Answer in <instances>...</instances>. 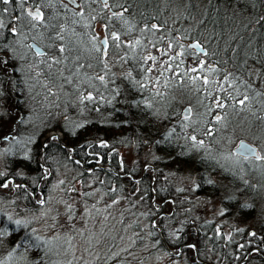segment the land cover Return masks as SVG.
Returning <instances> with one entry per match:
<instances>
[{
    "label": "trees",
    "instance_id": "obj_1",
    "mask_svg": "<svg viewBox=\"0 0 264 264\" xmlns=\"http://www.w3.org/2000/svg\"><path fill=\"white\" fill-rule=\"evenodd\" d=\"M119 2L128 8L124 14L128 25L114 19L109 31L119 30L123 39L141 38L147 51L151 47L149 41L161 48L171 41L177 45L172 53L178 50V45H183L185 54L181 57V71L190 68V62L194 65L204 60L206 73L208 69H216L208 71L210 81L212 76L222 79L223 70L231 72L239 77L240 92L246 91L249 96L247 106L234 107L233 102L228 101L223 110L209 114L205 106L211 105L215 96L198 92L196 87H203L199 81L194 87L184 77L185 82L180 84L179 78L171 73L166 74L171 77L167 88L163 87L164 77L160 78L162 95L157 96L151 88L139 89L123 78L125 71L135 64L131 55L128 63L120 61L112 66L120 95L113 99L104 86L93 81L105 99L99 103L82 104L79 92L86 89L93 91L94 95L97 93L87 84L80 83L77 77H73L72 84L64 83L63 78L74 68L76 53L69 56L66 51L63 55L67 59L49 67L46 63H38L42 58L36 57L34 49L29 50L25 45L35 42L48 53V57L60 55L56 49L60 44L66 49L75 47L80 62L93 64L87 72L94 76L97 65L95 54L89 50V39L95 26L88 29L89 34L83 30L70 37L63 32V41L50 39L55 37L57 28L53 27L45 8L42 11L50 26L31 29L26 16V9L33 7L31 0L24 9L19 7L18 0L13 5H0V8L9 9L2 16L5 24L11 19L13 24L9 27L16 25L23 32L22 36L13 37L4 29L3 39H0V43H13L17 50L15 55L8 52L10 62L5 67L9 71L0 69V92H3L0 96V152L9 150L0 156V172L15 184L29 186L27 195L11 184L9 188H0V198L5 201L12 196L8 194H15L23 203L15 218L34 216L40 213V209L54 208L57 201L54 189L60 176H68L63 183V186L66 184L64 193L68 192L71 183L80 179L83 185L78 203H92L93 206H89L91 215L87 218L96 217L91 219L94 224L91 231L101 223L99 217L112 218L114 207L112 209L111 205L119 209L117 218H114L120 223L119 229L110 231L115 237L104 235L106 244L102 246L107 252L103 264H194L196 253L185 247L191 243H196L201 252L195 264H264V161L243 159L232 150L234 144L247 140L264 152V84L258 82L259 77L264 76V26L255 23L258 16L264 14V0ZM93 5L97 4H91V9ZM17 16L19 20L15 19ZM146 24H160L162 31L141 35ZM128 27H131L130 33L126 32ZM161 36L163 40L159 39ZM197 41L207 50L208 56L189 47ZM123 51L115 50L120 54ZM5 54L0 51V57ZM20 54H26L27 59L20 58ZM109 57L118 60L111 47ZM167 59L165 56L161 60ZM159 67L158 61L156 68ZM133 75L137 76V73L133 72ZM157 75L156 71L150 74L152 78ZM248 84L251 88L246 87ZM197 92L200 97L194 99ZM182 100L184 105L192 108L190 120L184 119L182 105H179ZM145 109L150 113L147 114ZM217 112L224 116L219 124L214 121ZM21 117L24 118L22 122ZM157 120L163 122L161 126ZM206 128H212L213 135H206ZM54 131H61L63 138L49 144ZM191 135H195L198 141L203 140V147L194 144ZM5 136L9 140H4ZM12 136H17L20 141L32 139L33 142L27 145L30 150L27 159L25 149L12 142ZM130 140L139 161L124 164L120 154ZM45 143L47 147H43ZM106 143V147L100 146ZM230 157H237L239 161L230 163L231 166L226 160ZM41 165L48 170L46 179L40 178ZM186 167L190 172L188 182L192 179L196 183L194 186L180 181ZM26 172L35 174L29 176ZM72 175L77 177L76 180ZM112 186L116 187L115 191H111ZM114 196L118 202L108 205ZM66 197L71 201L69 194ZM44 198L47 203L39 205L37 201ZM209 199H213L211 210L207 203ZM69 206L71 211L78 210L75 203L65 204L67 214ZM0 213L4 214L0 220L5 219L6 211ZM26 220L30 221L28 227L15 232L11 231L15 226L9 224L10 234L0 241V261L8 264L11 253L13 260L21 259L28 264H53L58 258L41 240L35 227L36 218ZM216 229L223 235L217 236ZM132 232L136 234L126 237ZM252 232L257 235L251 236ZM26 233L40 237V246L36 247L33 240L31 245L16 248ZM229 234L231 240L227 239ZM109 253L114 255L111 262L108 261Z\"/></svg>",
    "mask_w": 264,
    "mask_h": 264
},
{
    "label": "snow or ice",
    "instance_id": "obj_2",
    "mask_svg": "<svg viewBox=\"0 0 264 264\" xmlns=\"http://www.w3.org/2000/svg\"><path fill=\"white\" fill-rule=\"evenodd\" d=\"M16 2V0H0V5H13ZM19 7L21 9L25 8V4L28 3V0H18ZM54 3H59L61 7L63 8L66 16L71 18V22L73 24L81 23L82 21L96 20V15H92L91 12L94 11L90 8L91 4H97L102 6L101 11H108L111 13V17L115 20L123 23L124 25H128V21L125 18V13L128 11V8L123 4L120 3L119 0H111V3L109 0H31V4L33 7H29L26 9V16L28 19V24L30 25L31 29H36L37 27L43 26V27H49L48 20L45 17L44 12L42 11L43 8H48L50 6H53ZM119 7V11H116V9ZM8 7L0 8V39H3L4 33L2 30L7 29L8 33L13 37H20L23 35L22 30H18L16 25H13L9 27V25H12L13 22L10 19L8 24H5L4 19L2 18L4 13L8 12ZM87 12V15H86ZM16 20H19L20 17H15ZM256 24H261L264 26V14H261L258 16V18L255 21ZM111 24L110 21H106L103 23L102 28L104 32L103 39L100 38L99 34L95 33L93 30L92 35L89 39L90 44V51L94 53V58L96 60L97 70L95 72V75H88L87 70L93 68L92 63H82L81 57L79 55L78 50L75 47L68 48L63 44H60L59 46H56L57 53H59V56H53L48 57V53L41 50L40 48H36L35 45H25L26 48L29 50L35 49V56L42 58L38 63H46L49 67L52 65H58L63 62L64 59H67L63 54L67 51L69 56H71L73 53H76L73 57V64L74 68L70 69V75L65 76L64 83L65 84H72L73 83V77L80 78V83L87 84L89 87H92L94 91L97 93L96 95L93 94V91H81L79 92V100L83 104L85 102H95L99 103L103 101L105 98L103 95L99 94V89L95 88V85L93 84V81H98L104 88L111 94L112 98L115 99V97L120 95V87L119 85H116V74L112 72V66H114L115 63H118L120 61H123L124 63L129 62V56L131 55L134 58L135 64L133 67L129 68L125 71L123 78L127 79L130 84L137 85L139 89H154L155 94L157 96L162 95V93L159 91V88L161 87V77H164L163 81V87H168V81L171 79L170 76H167V73H171L172 76L178 77V83L183 84L184 77L188 78V81L196 87V82L199 81L200 85L203 87H196V90L198 92H201V94H205L207 96H215V99L212 101L211 105H206V110L210 114L213 111L216 110H223L225 107L228 106V101H232V106H238V107H246L249 101V96L247 95V92H240V87L242 86L241 83H237L239 80L238 76L233 75L231 72L227 70L224 71V75L222 79L219 80H209V77L207 75L201 76L200 73H203L206 71L205 64L206 61L199 60L195 66H192L188 68L186 71H181V65L183 64V60L181 57L184 56V46L178 45V50L175 53H172V49L174 47H177V45H174L171 41H169L164 48H160L157 46V43L149 41L152 48L156 49V52L159 54V56H167V60H160L159 64L160 67L156 68L157 62H158V56L153 55L150 51H147V46L142 43L141 38H131L123 39L122 33L119 30L115 31H109ZM57 28L55 37H50V39L60 40L63 41L64 36L63 28H59L58 26H53ZM85 27H91V24H85ZM162 26L160 24H146L141 29V35L144 33H156L161 32ZM126 32H131V27L126 28ZM73 34L74 30H73ZM160 40H163L164 37L161 36L159 38ZM111 41V44H110ZM55 46V45H53ZM112 48L114 50V55L118 56V60L111 59L109 57V48ZM189 47L195 48L199 50L200 55L202 56H208V52L204 49L203 45L200 42H195L194 44L190 45ZM116 49H124L123 53H116ZM137 49H140V52H137ZM0 51H5V56L0 57V69H3L5 72H8L9 69L5 66L9 64L10 57L8 56V52H11L13 55L16 54V48L13 43H0ZM145 51H147V54H143ZM47 59H44L46 58ZM20 58L27 59L26 54H20ZM151 62V63H149ZM175 62V67H173V64ZM156 71L158 72V75L154 78L150 76V74ZM208 71H216V69H208ZM133 72L137 73V76L133 75ZM191 73H197V75L193 76ZM142 74V75H141ZM139 77V78H138ZM9 79H11L9 77ZM113 85V87H109V85ZM227 85V87H225ZM63 86V85H61ZM247 88H251V84H248L246 86ZM3 95V92H0V96ZM111 103V100L108 101ZM203 103V101H201ZM148 107H151V104L148 105ZM98 110V109H97ZM23 117H21V122L23 121ZM185 120L191 119V108L186 109V114L184 116ZM224 119V116L220 114V112H217V114L214 116V121L216 124H219ZM206 135H213L212 128H206L205 129ZM4 140H9L8 136H5L3 138ZM59 137L53 136L51 137V140L48 141L50 144L52 141L58 140ZM191 141L194 144H198L199 146L203 147L204 141L203 140H197V137L195 135L190 136ZM12 142L16 143L17 145H20L25 149L24 156L27 159L28 158V150L27 145L31 144L33 141L31 138L20 141L17 139V136L11 137ZM101 147H106V144H101ZM43 147H47V144ZM8 149H5L4 152H0V156H3L4 154L8 153ZM235 155H238L239 157L243 159H255L264 161V155H262L260 152L256 150L255 147L251 146L248 143H245L243 140L240 141L239 146L236 150ZM48 176V170L43 168V165H41V179H46ZM61 184L64 183L63 180L60 181ZM13 185L16 189H22L23 194L27 195L28 193V185H22V184H15L12 179H6L5 173L0 172V188H9V185ZM84 195H90L88 193H85ZM118 201H113V203H116ZM37 203L41 206L47 203V198L40 199L37 201ZM69 211H71V206H69ZM221 215H224L223 212L220 213ZM3 213H0V216H3ZM30 221L23 220V219H13L12 216L7 215L5 219L0 220V241L3 240L4 237L8 236L10 234L9 230V224L14 225L11 229L12 232H15L17 229L20 228H27ZM153 228L156 227L155 224L152 225ZM35 231L34 229L32 230ZM179 231V229L177 230ZM215 234L217 236L223 235L219 229L215 230ZM173 236L176 237V239H180L179 236H176V233H172ZM251 236L255 237L257 234L255 232H252L250 234ZM22 243L17 244L16 248L23 247L25 244L31 245V242L35 240L36 247L40 246V237L33 236L31 233H26L24 237L21 238ZM227 239L231 240V235H227ZM47 243V242H45ZM185 247L190 248L196 253V256L194 257V264L195 260L201 255L200 249L198 248L196 243L186 244ZM239 247L243 248V245H240ZM15 251V249H14ZM257 251H260L257 249ZM250 255V253H249ZM9 258H11V253L9 254ZM239 257H237L238 259ZM0 264H6L5 261H0Z\"/></svg>",
    "mask_w": 264,
    "mask_h": 264
},
{
    "label": "rangeland",
    "instance_id": "obj_3",
    "mask_svg": "<svg viewBox=\"0 0 264 264\" xmlns=\"http://www.w3.org/2000/svg\"><path fill=\"white\" fill-rule=\"evenodd\" d=\"M95 9L97 11L94 12L93 15H98L102 17V19L104 20L103 23H105L106 21H110L111 26L114 25V19L111 17V15H109L105 11L102 12L101 8H99L97 5H95ZM97 29H98L100 38L103 39L104 32H103L102 27L99 25ZM148 50H150V52L153 55L158 56V61H160L161 59H164L165 57V56H159L155 48L149 47ZM196 64L197 62L194 65H192V62H190L189 66L190 67L195 66ZM207 73L205 71V74L209 75ZM200 75L202 76V73H200ZM212 78L213 80H217L216 77L212 76ZM259 81H260L259 84L263 85L264 76L259 77L258 82ZM198 97H200V95L197 92L194 99H197ZM179 105L180 106L182 105V109H181L182 114L183 116H185L186 108L187 107L191 108V106L184 105L183 100L181 101V104ZM191 117H192V108H191ZM157 123H159V126H161V123L163 122L161 120H157ZM54 132L55 133L59 132L60 136H62L61 138H59V140L63 138V133L61 131H54ZM249 143L254 145V143L252 142H249ZM237 145H238V142L233 145L232 150L235 147H237ZM258 150L262 155L264 154V152L261 149L258 148ZM120 157L123 160L124 164H132L134 162L139 161V157L137 156L136 151L133 149V143L131 142V140L128 146L122 147ZM226 160L229 162L227 163L229 165L234 164L239 161L237 157L226 158ZM0 168L2 169V167ZM26 174L29 176H33L35 173L26 172ZM129 175L133 177L131 174H128V176ZM76 178L77 177H74L72 175V179L76 180ZM189 178H190L189 167H186L185 170L183 171V176L180 177V181L188 182ZM66 179H68V176L67 178L60 176L59 180L56 183V188L54 190H55V197L57 201H56L54 208L51 210H49V207H48L45 209H40V213L37 215H34V216L29 215L23 218H15L16 212H18L17 209L22 208L23 203H21V201L19 200V198L15 196V194H8L12 196H9L7 200L4 201L2 198H0V211H3V212L6 211V215L12 216L13 219L26 220V219L36 218V222H35L36 225L35 224L34 225L38 230V234L41 236V240L43 242H47L46 244L49 245V249H48L49 252L50 251L53 252L58 258L57 261L53 260L54 261L53 264H103L104 263L103 261L105 258V252H107L106 248L102 246V244H106L104 235L105 233L107 235L112 234L110 231L118 230L119 225H120L119 222L114 220V218H117L119 214L118 213L119 209L117 206L111 205V203H113L114 200L116 201V196H114L113 200L108 201L109 204L107 203L108 205H111L112 209L114 207V209L112 210L113 211L112 218L110 220H107L106 216L99 217V221L101 223L98 224V228L91 231L90 227L94 225L92 224L91 219L96 218V217L93 215L90 216L89 219L87 217L91 215L90 207H92L93 204L89 203V205L87 204L88 205L87 206V205H84L85 203L83 204H80V202L78 203V199L81 197L80 195L82 194V185H83L80 179L76 180L75 184L71 183V185L67 187L68 192L64 193L63 187H65L66 184L63 186V184H61L60 181L61 180L64 181ZM136 180L140 181L141 179H136ZM187 184L194 186L196 183H194V181L191 179ZM209 186L210 188H213L211 183H209ZM110 189L111 191L112 190L115 191L116 187L112 186ZM67 194H69L71 201L66 197ZM204 199L207 200V197L205 196ZM95 200L97 202L101 201V199H95ZM212 201L213 199H209L207 201L209 210H211L212 208ZM153 202L155 203V198L153 199ZM73 203L76 204V206L78 207V210L75 209L73 211H68V214H67V208L65 207V204L73 205ZM211 216L212 218L214 217L213 214H211ZM116 233H118V231H116L115 234ZM135 234L136 233L134 232L128 233L126 237H132ZM108 236L111 237L110 235ZM110 241L113 242L112 238ZM46 247L48 248V246ZM6 252L10 253V251L8 250H6ZM111 260L112 258H109V261ZM8 264H28V262L24 260L22 261L21 259L13 260L12 258H10Z\"/></svg>",
    "mask_w": 264,
    "mask_h": 264
},
{
    "label": "bare ground",
    "instance_id": "obj_4",
    "mask_svg": "<svg viewBox=\"0 0 264 264\" xmlns=\"http://www.w3.org/2000/svg\"><path fill=\"white\" fill-rule=\"evenodd\" d=\"M109 2H110V0H109ZM97 6L99 7V5H97ZM45 10L48 11V17H49L50 22L52 24H54V26H60L61 28H63L64 32L66 34H68V36H70V37H74V35L78 31L88 30V29L98 25L97 23H94L93 21L87 20V19L85 21H82L81 23L73 24L71 22V18L66 16L63 8L61 7V5L59 3H54L53 6L45 8ZM93 10H94V12L97 11L95 9V5H93ZM116 11H119V9H116ZM108 14L111 15L110 12H108ZM96 17H97L95 20L96 22H103L104 21L102 19V17H100L98 15H96ZM85 24H91V27H85ZM73 30H74L75 34H73ZM153 224H155V222H153ZM172 253H174V251ZM109 258H112L111 261L114 260L113 253L108 254V261H109ZM111 261H109V262H111Z\"/></svg>",
    "mask_w": 264,
    "mask_h": 264
},
{
    "label": "water",
    "instance_id": "obj_5",
    "mask_svg": "<svg viewBox=\"0 0 264 264\" xmlns=\"http://www.w3.org/2000/svg\"><path fill=\"white\" fill-rule=\"evenodd\" d=\"M195 43V42H194ZM194 43H191L190 45H192V44H194ZM31 45H35V47L36 48H40L41 50H43V48L41 47V46H39L38 44H36V43H34V42H32L31 43ZM189 45V46H190ZM192 48V47H191ZM193 49H195V48H193ZM35 50V49H34ZM198 53H199V50L198 49H195ZM44 51V50H43ZM186 109H189V107H187ZM185 114H186V111H185ZM53 136H57L56 134H54ZM245 142V141H244ZM245 143H248V142H245ZM248 144H250V143H248ZM251 146H253L252 144H250ZM239 146V145H238ZM253 147H255V146H253ZM238 148V147H237ZM237 148L235 149V153H236V150H237ZM256 148V147H255ZM256 150H257V148H256ZM170 249V248H169ZM170 251L171 252H173L171 249H170Z\"/></svg>",
    "mask_w": 264,
    "mask_h": 264
},
{
    "label": "flooded vegetation",
    "instance_id": "obj_6",
    "mask_svg": "<svg viewBox=\"0 0 264 264\" xmlns=\"http://www.w3.org/2000/svg\"><path fill=\"white\" fill-rule=\"evenodd\" d=\"M99 7L102 8V6H100V5H99ZM95 22H96V21H95ZM96 23H97L98 25L95 26V30H94V31H95V33L99 34L97 28H98L99 25L102 27L103 22H96ZM102 29H103V28H102ZM86 34H89V30H87ZM99 36H100V35H99ZM147 105H149V104H147ZM145 111L147 112V114L150 113V111H148L147 109H145Z\"/></svg>",
    "mask_w": 264,
    "mask_h": 264
}]
</instances>
